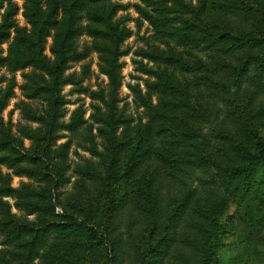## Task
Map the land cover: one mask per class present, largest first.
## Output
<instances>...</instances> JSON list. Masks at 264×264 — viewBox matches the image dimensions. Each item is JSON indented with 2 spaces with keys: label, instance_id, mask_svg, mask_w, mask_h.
I'll return each instance as SVG.
<instances>
[{
  "label": "rangeland",
  "instance_id": "rangeland-1",
  "mask_svg": "<svg viewBox=\"0 0 264 264\" xmlns=\"http://www.w3.org/2000/svg\"><path fill=\"white\" fill-rule=\"evenodd\" d=\"M14 2L18 11L12 18L10 39L0 45L1 56L6 54L14 29L29 28L22 1ZM120 2L125 7L117 17L130 33L121 46V86L111 112L108 104L90 95L108 92L109 81L99 69L95 52L80 60L67 58L56 75V94L48 99L26 98L23 86L44 85L50 75L33 66L15 74L17 86L0 116V136L9 133L13 145L29 158L13 169L0 164V175L10 174L13 188L4 198L10 205L9 215L0 214V219L10 217L14 230L24 227L33 232L24 231L12 240L1 234L0 264H141L145 250L151 248L155 253L148 256V264H194L195 247L211 229L198 205L217 192L218 173L210 163L195 161L189 131L190 141L180 163L159 158L156 145L161 142L147 140L142 132L162 96L148 86H174L185 96L188 90L189 100L193 96L192 118L205 131L200 136L221 131L236 139L243 128L241 120L237 121L238 112L250 103L264 108V0L167 1L173 10L168 14L179 18L174 26L183 29L182 19L192 34L201 35L203 43L197 46L178 42L169 27L160 31L149 20L142 19L138 27L136 5L145 4L141 0ZM58 32L51 31L44 51L52 67L60 61L50 51ZM90 40L81 34L75 40L77 52ZM152 55L167 61H152ZM9 77L1 66L0 86ZM135 86L139 94L131 90ZM25 105L40 121L27 119L22 110ZM223 117L225 123L219 121ZM73 122H77L74 130L68 127ZM260 123L264 135V117ZM24 126L36 129L39 139L24 138ZM258 176L264 173L259 171ZM106 184L116 187L110 220L102 209L110 190ZM154 193L163 203L187 200L189 205L187 211H177L179 217L169 231L158 227L164 215L157 219L146 209ZM244 204L229 200L223 205L213 264H264V228L256 235L237 227V207L240 210ZM249 205L253 208L254 203ZM72 219L85 224L72 223ZM242 236L247 240L257 236V242L242 245Z\"/></svg>",
  "mask_w": 264,
  "mask_h": 264
},
{
  "label": "trees",
  "instance_id": "trees-1",
  "mask_svg": "<svg viewBox=\"0 0 264 264\" xmlns=\"http://www.w3.org/2000/svg\"><path fill=\"white\" fill-rule=\"evenodd\" d=\"M21 1L22 14L29 28L27 30L25 28L14 29L6 54L0 55V67H5L11 74L6 84L0 86V116L14 94V89L17 86L15 77L17 72L33 66L50 75V82L44 85L37 83L23 86L26 98L46 97L48 99L56 94V75L63 62L67 58L83 59L91 52L97 53L99 69L102 74L107 76L109 83L107 94L104 90H100L91 92L90 95L99 97L106 106L108 104V110L111 112L113 100L121 86V63L119 62L123 53L121 46L130 33L122 26L121 19L117 17L118 12L125 6L120 0ZM141 1L145 7L136 5L138 14H140V17L136 18L138 27L141 26L142 19H145L152 22L160 31L164 27H169V34H175L178 42L195 46L203 43L202 38H199L200 34L190 32L188 22L181 19V25H184L183 29L174 26L179 18H173L168 14V11H173L172 7L167 5L169 0ZM156 6L158 8H155ZM147 7H152V10H148ZM155 9L160 13H165L153 14ZM17 11L18 6L14 0H0V45L11 37L12 18ZM81 21H83L82 24ZM55 29H58L59 32L55 39V45L50 51L60 58V61L52 67L46 60L44 51L47 38ZM81 34L87 35L91 40L89 43H84L81 50L77 52L75 40ZM151 58L152 61L158 59L167 61L166 58L158 55H152ZM144 69L148 73H153L150 69ZM148 87L154 91L159 90L158 93L162 96L151 110L149 120L142 132L145 131L144 136L147 140L151 138L152 141L161 142V146L160 144L156 145L159 158L171 161L173 164L180 163L181 156L185 153L184 150L190 141H188L190 136L187 134L189 131L193 135L191 139L194 144H191V148L194 150L195 161L199 164H203L205 161L210 163L218 173L220 185L217 187V192L198 205V208L201 209L199 213L210 221L211 229L204 235L206 240L202 239L200 244L196 243L194 254V264H213L220 234L218 233L219 214L222 213L223 205L229 200H235L236 203L245 201L240 210L237 207L236 221L239 229L242 227V230L248 229L249 233L253 231L256 235H260L264 228V176H258L259 171L264 173V135L260 127V120L264 117L263 105L253 107L257 104L250 103L246 106V110L244 108L238 112L237 121L241 120L243 128L241 135H238L236 139L231 134L222 135L221 131L216 135L212 133L211 137H202L200 134L204 135L205 131L196 126L198 125L197 121L192 118L194 108L191 99L193 96L189 100L188 90L185 92L188 96H185L179 89L166 84L155 83ZM131 90L139 94L138 86L131 87ZM57 99L54 98V101L57 102ZM96 109H99V106H96ZM22 110L28 120L40 121V118L26 105ZM189 110L191 111L190 115ZM111 115L115 116L113 113ZM100 119L106 122V118ZM219 121L225 123L226 118L223 117ZM76 123L73 122L68 127L74 130L77 127ZM21 133L24 138L33 141L39 139L36 129L29 126H24ZM139 137L140 140L142 134H139ZM27 158H29L28 154L13 145L9 133L3 132L0 136V164L8 165L13 169ZM191 162L189 161V163ZM105 187L110 190L109 193H106L107 198L102 209L110 220L115 204L116 187L111 188L110 184H106ZM151 187L153 188V185ZM147 191L149 190L147 189ZM12 193L10 174L0 175V214L4 217H8L10 208L4 198L9 197ZM250 201L254 203L253 208L249 205ZM174 202L163 203L155 193L147 201L146 209L151 216L155 215L158 219L159 216L164 215V221L158 227L163 228L164 226L168 231L171 230L172 223L175 224L179 217L178 212L187 211L189 208L187 200L181 201L182 203L176 202V200ZM7 217L0 219V235L6 233L12 240L18 239L24 231L32 234L33 230L30 228L25 230L24 227H20L18 230H14L15 228L11 226L12 218ZM72 223L85 224V221L72 219ZM255 237L253 236L251 239L250 236L247 240L242 236L240 243L245 245L248 241L255 244L257 236ZM21 245L25 244L21 243ZM154 253V248L145 250V254L141 257V264H148L150 262L148 256Z\"/></svg>",
  "mask_w": 264,
  "mask_h": 264
}]
</instances>
